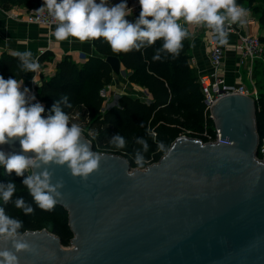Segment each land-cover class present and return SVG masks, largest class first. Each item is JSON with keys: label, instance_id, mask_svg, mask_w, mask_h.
Listing matches in <instances>:
<instances>
[{"label": "water", "instance_id": "1", "mask_svg": "<svg viewBox=\"0 0 264 264\" xmlns=\"http://www.w3.org/2000/svg\"><path fill=\"white\" fill-rule=\"evenodd\" d=\"M133 22V17H125ZM105 61L115 74L117 56ZM220 135L206 141L178 135L157 161L131 167L119 153L96 151L100 168L85 181L67 165H42L51 183L63 180L70 246L46 229L25 230L38 254L17 253L19 264H264V157L255 98L225 93L210 106ZM23 153L19 139L0 145ZM4 245H0L2 247ZM6 247L11 248V244Z\"/></svg>", "mask_w": 264, "mask_h": 264}, {"label": "clouds", "instance_id": "2", "mask_svg": "<svg viewBox=\"0 0 264 264\" xmlns=\"http://www.w3.org/2000/svg\"><path fill=\"white\" fill-rule=\"evenodd\" d=\"M141 11L135 22H129L126 16L132 14L127 0L109 6L107 0H43L36 9L37 13H47L56 21L53 35L57 40L64 41L70 37L81 43L103 38L113 53H128L133 49L139 51L147 43L154 44L162 39L161 49H158L153 60L160 59V52L166 51L173 59L180 55L183 41L190 32L185 25L203 26L212 30L220 45L228 43L226 25L243 24L249 15V10L238 5L236 0H139ZM151 17V19H149ZM183 21V24L180 22ZM21 61L22 72H35L39 69L37 59L32 58L31 50L15 52ZM23 81L0 75V145L13 139H19L23 153H34L27 156L20 153L6 154L0 150V165L7 174L15 172L24 177L22 184L27 188L36 206L42 211H52L58 203L64 186L61 179L56 184L51 183L47 169L37 173L31 169L42 165H67L71 174L87 180L89 175L100 168L101 156L90 150L88 144L82 142L84 129L77 123L70 122L69 115L62 109L61 103L67 104L68 97L57 100L47 117L42 116L44 106L32 101L35 96H29V89L21 91ZM70 107V104H67ZM142 143L147 151V143ZM112 143L117 149L125 147L123 136L116 135ZM165 152V158L173 149L165 151L163 142L157 146ZM135 164L143 167L144 157L138 152ZM29 174L25 176V172ZM17 187L14 181L6 185L0 184V200L4 204L12 200ZM16 209L24 215H32L35 209L26 204L23 197L14 202ZM22 219L6 214L0 207V264H19L17 253L28 252L37 255V247L25 239L26 232ZM11 244V248L6 247Z\"/></svg>", "mask_w": 264, "mask_h": 264}, {"label": "trees", "instance_id": "3", "mask_svg": "<svg viewBox=\"0 0 264 264\" xmlns=\"http://www.w3.org/2000/svg\"><path fill=\"white\" fill-rule=\"evenodd\" d=\"M236 3L246 9L248 7L253 9L255 13L253 16H256L260 24L261 39L264 43V0H236ZM41 4L43 0H0L3 9ZM93 42L99 54L86 56L82 63H77L70 56L65 55L56 62L51 75L42 76L41 84L36 87L35 100L32 102H39L44 106L47 112L45 117L53 114L51 113L53 104L66 95L67 104L71 106L68 107L62 102L61 107L68 115L78 110L91 118L93 126L98 124V131L95 129V134L83 132L91 140L93 149L103 151L105 145L115 147L112 143L113 137L123 136L125 147L114 149L117 150L116 153L127 158L131 167H140L134 162L138 152L144 157L143 167L157 161L164 153L158 150V144L163 142L166 151L171 141L181 133L203 140L214 137V123L209 111L205 109L198 73L190 65V36L182 42L183 48L176 59L166 51H161L160 59L153 60L157 50L162 47V39L151 45L145 43L139 51L133 49L126 54L113 53L103 38ZM108 55L119 58L128 81L143 87L149 97L118 93L116 102L103 110L104 95L100 90L113 80V71L105 61ZM48 56V52L42 53L39 61L47 59ZM20 65L19 57L14 54L0 55V75L5 79L12 77L21 80L24 72L21 71ZM257 65L253 68L254 71L260 70ZM257 92L256 127L259 138L262 139L264 138V89H257ZM138 139L147 143V151L143 150V145ZM28 174L29 172L26 171L25 176ZM23 179L24 177L17 176L15 172L7 174L0 165V184L6 185L9 181H14L17 187L12 200L7 204L0 200V207L4 208L6 214L21 219V213L15 209L14 202L18 197H23L26 204L31 205L36 212L53 216L48 217L47 223L35 218L23 220L24 228L21 231L49 227L50 231L60 237L63 245L70 244L72 232L65 208L57 204L52 211H42L22 184Z\"/></svg>", "mask_w": 264, "mask_h": 264}, {"label": "crops", "instance_id": "4", "mask_svg": "<svg viewBox=\"0 0 264 264\" xmlns=\"http://www.w3.org/2000/svg\"><path fill=\"white\" fill-rule=\"evenodd\" d=\"M25 7L20 5L3 9L0 6V55L2 53L14 54V52L31 50L33 54L31 59H37L40 66L35 72H24L21 78L23 81L21 90L27 88L29 89L28 95L35 96L36 87L41 84L42 76L51 75L56 62L63 56L68 55L75 62L82 63L86 56L99 53L96 51L93 41L81 43L71 37L64 41L57 40L53 35L56 24L47 27L8 16L14 10L24 11ZM255 19L256 21L249 26L250 31L261 33L260 24L257 18ZM185 27L190 32V65L197 73L206 70L209 67L208 34L203 27H195L194 25H185ZM228 40L231 42L234 37L231 36ZM40 49H44L42 53L48 52L49 54L48 58L43 61H39V56L42 54ZM223 65H225L228 79H233L238 71L241 74L243 73L242 66L237 65L236 53L231 47L225 52ZM120 66L122 71L119 74L113 72V80L109 89L115 93H128L136 96L143 93L144 98L149 97L143 87L128 81L122 63Z\"/></svg>", "mask_w": 264, "mask_h": 264}, {"label": "built area", "instance_id": "5", "mask_svg": "<svg viewBox=\"0 0 264 264\" xmlns=\"http://www.w3.org/2000/svg\"><path fill=\"white\" fill-rule=\"evenodd\" d=\"M99 3V0H97ZM109 6L118 4L121 0H107ZM128 7L132 9L131 16L133 17V23L139 17L141 11V6L139 0H127ZM42 5V4H41ZM41 5H34L30 7H25L24 11H12L8 16L16 19H24L27 22L37 23L50 27L56 24V21L47 13L40 14L36 12ZM244 7L241 4H238ZM245 8V7H244ZM256 21L255 17L250 13L248 17L245 18L243 24H232L230 26H225L228 31V38L234 37L233 41H229L226 45H220L217 41L216 35L212 30L203 27L208 34V46H209V67L206 70L198 72V80L200 83L201 91L203 93L205 109L209 111L210 106L213 102L221 95L225 93H241L248 94L255 99L258 96V92L254 85L251 88L247 86L242 80V74L238 71V74L234 76L233 79H228L226 68L224 63V56L226 50L231 47L236 53V60L238 66H245L246 72L249 77H251L254 63L257 60H264V43L261 39V33H252L250 31V25ZM183 24V21H180ZM41 53L44 49H40ZM15 53V52H14ZM110 84H107L105 88L100 90V93H106L109 91ZM103 95V94H102ZM44 111L42 116L46 115ZM209 116L211 117L210 111ZM215 135L213 138H209L206 141H219L220 135L218 130L214 126ZM204 133H206L204 131ZM179 135H187L181 133ZM257 157H264V138L259 140V145L257 149Z\"/></svg>", "mask_w": 264, "mask_h": 264}, {"label": "rangeland", "instance_id": "6", "mask_svg": "<svg viewBox=\"0 0 264 264\" xmlns=\"http://www.w3.org/2000/svg\"><path fill=\"white\" fill-rule=\"evenodd\" d=\"M247 9L250 11V13L252 15H255V13L251 7H248ZM254 17L256 18V16H254ZM256 65H257V67L259 66L260 70H257V69L255 71L253 70L251 77H249L247 75L246 67L244 65L241 67L242 71H243L242 80L245 84H247V86L249 88H251L252 85H254L253 88H255L256 90L257 89H264V60L262 59V60L255 61L253 68H255ZM102 94L104 95V107H103V110H104L105 108H107V106L116 102V98L118 96V93L117 92L115 93L114 91H111V89H109V91H107L106 93H102ZM140 96H142V98H144L143 93H141ZM69 117H70V122L77 123L84 129L83 132H88L89 134L93 135V134H95L94 133L95 129L98 131V128H97L98 124H95L93 126L91 124V118L86 116L85 114L79 112L78 110L74 111V113L69 115ZM114 148L115 147H111L110 145H105L104 149H102V150L106 151V152L116 153L115 151H117V150ZM118 152H120V151H118ZM17 211L21 213V219L26 220V221L28 219L35 218L39 221H43L42 223H47L46 221H48V219L53 216V215H48V214H45L42 212H36V211L32 215H24L22 210L17 209ZM45 228L50 231L49 227H45ZM64 246H70V244L64 245Z\"/></svg>", "mask_w": 264, "mask_h": 264}]
</instances>
